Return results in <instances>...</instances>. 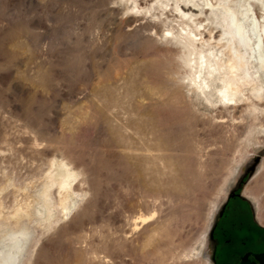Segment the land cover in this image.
<instances>
[{"label":"rangeland","instance_id":"rangeland-1","mask_svg":"<svg viewBox=\"0 0 264 264\" xmlns=\"http://www.w3.org/2000/svg\"><path fill=\"white\" fill-rule=\"evenodd\" d=\"M230 3L264 42V0ZM182 21L155 0H0V264H213L227 204L264 227V100L200 92Z\"/></svg>","mask_w":264,"mask_h":264},{"label":"bare ground","instance_id":"bare-ground-1","mask_svg":"<svg viewBox=\"0 0 264 264\" xmlns=\"http://www.w3.org/2000/svg\"><path fill=\"white\" fill-rule=\"evenodd\" d=\"M155 1L171 6L186 25L184 32L176 36L171 31L168 33L180 46L178 58L182 64L190 72L194 70L191 81L200 92L229 105L249 102L250 109L257 110L254 99L264 100V42L252 9L245 7L236 12L230 0H220L217 6L208 0L212 19L203 9L195 13L196 0ZM205 16L208 24L203 23ZM245 20L251 21L256 35L253 45L242 31L247 26Z\"/></svg>","mask_w":264,"mask_h":264},{"label":"flooded vegetation","instance_id":"flooded-vegetation-1","mask_svg":"<svg viewBox=\"0 0 264 264\" xmlns=\"http://www.w3.org/2000/svg\"><path fill=\"white\" fill-rule=\"evenodd\" d=\"M237 198L243 200L240 195ZM248 205L247 211L234 209L231 220H225L229 215L228 204L222 211L212 234L213 264H240L246 255L258 263L256 255L264 253V227L255 222Z\"/></svg>","mask_w":264,"mask_h":264},{"label":"water","instance_id":"water-1","mask_svg":"<svg viewBox=\"0 0 264 264\" xmlns=\"http://www.w3.org/2000/svg\"><path fill=\"white\" fill-rule=\"evenodd\" d=\"M256 259L258 263L249 260L248 255H246L245 257H243L240 264H264V253L256 255Z\"/></svg>","mask_w":264,"mask_h":264}]
</instances>
